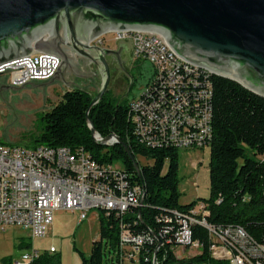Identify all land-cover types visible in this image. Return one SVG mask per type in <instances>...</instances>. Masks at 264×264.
Segmentation results:
<instances>
[{"label": "built area", "instance_id": "built-area-1", "mask_svg": "<svg viewBox=\"0 0 264 264\" xmlns=\"http://www.w3.org/2000/svg\"><path fill=\"white\" fill-rule=\"evenodd\" d=\"M107 33H112L115 41L132 38L134 59L150 61L155 69L145 91L129 104L128 118L138 142L152 148H207L213 137L214 72L184 60L150 32L129 29ZM105 34L89 43L106 45ZM61 61L55 53L34 52L0 63V75H5L9 85L21 87L29 79L50 77ZM115 143L117 139L113 137L109 145ZM117 164L100 163L84 148H28L5 143L0 132V231L19 226L34 239L47 235L57 210L78 211V220L82 222L91 209L124 215L142 208L143 186ZM207 212L203 202L199 211L195 207L190 212L172 210L170 215L157 218L165 223L158 233L152 229L135 233L130 223L121 222L116 264H140L145 245L154 242L157 244L152 264H159L157 254L161 249L166 258V245L178 258L176 264H191L189 257L200 248L198 241L191 240V226L195 223L208 229L215 258L229 260L231 264H264V244L241 226L208 223L204 217ZM137 218L135 222L142 219L140 213ZM56 251L52 246L49 252ZM40 255L39 250L25 251L0 264H31Z\"/></svg>", "mask_w": 264, "mask_h": 264}, {"label": "trees", "instance_id": "trees-1", "mask_svg": "<svg viewBox=\"0 0 264 264\" xmlns=\"http://www.w3.org/2000/svg\"><path fill=\"white\" fill-rule=\"evenodd\" d=\"M212 82L213 137L208 146L210 196L202 199L208 211L204 217L215 226H241L258 243L264 244V97L223 76L213 75ZM94 97L80 88L65 91L59 103L42 114V131L32 139L31 146L84 148L100 163L120 164L134 182L143 186L142 208L124 215L101 210L100 239L92 243L88 257L81 253L80 264H116L121 222L130 223L135 233L149 229L158 233L165 225L164 221H158L159 216L170 215L175 209L190 212L197 201L180 203V150L152 148L138 142L128 118L130 102L127 99L116 103L105 93L91 108L89 117L101 137L115 134L127 144L139 163L140 173L122 144L106 145L94 139L87 119ZM138 157L152 163L140 164ZM138 213L142 219L135 222ZM191 231L192 242L200 244L199 251L189 257L191 264H231L212 255L213 241L206 227L195 223ZM29 244L21 241L18 246ZM156 244L145 245L140 264H152ZM170 248L166 245V258L162 256V249L159 251V264L178 262ZM10 261L11 257L6 263ZM31 264H60V260L54 253H44Z\"/></svg>", "mask_w": 264, "mask_h": 264}, {"label": "water", "instance_id": "water-1", "mask_svg": "<svg viewBox=\"0 0 264 264\" xmlns=\"http://www.w3.org/2000/svg\"><path fill=\"white\" fill-rule=\"evenodd\" d=\"M129 29L160 37L184 60L264 97V0H0V63L34 52L61 57L53 75L29 79L21 87H44L61 75L73 87L90 92L68 81L65 73L72 69L78 75L96 74L98 94L87 111L93 137L106 145L115 137L140 173L127 144L115 134L101 137L89 117L111 83V56L116 57L118 73L129 76L131 89V62L124 67L122 61L126 45L132 55L134 41L118 38L115 49L89 42L110 30ZM79 59L97 71L80 70L73 62Z\"/></svg>", "mask_w": 264, "mask_h": 264}, {"label": "rangeland", "instance_id": "rangeland-1", "mask_svg": "<svg viewBox=\"0 0 264 264\" xmlns=\"http://www.w3.org/2000/svg\"><path fill=\"white\" fill-rule=\"evenodd\" d=\"M105 44L117 45L112 33L105 34ZM73 62L80 70H97L94 64L82 59ZM128 71L132 83L134 82L129 91V76L124 72L111 70L112 80L106 95L116 103L124 99L131 102L139 97L155 75L154 66L150 61L139 60L129 66ZM65 77L68 81L87 88L91 76L78 75L69 69ZM3 79L0 77V86ZM72 87L60 76V81L44 87H20L18 90H11L12 92L4 97L0 95V132L3 141L31 148L32 139L42 131V114L59 103L62 93ZM91 93L96 96L98 89H93ZM138 160L143 165L152 163L142 157H138ZM209 161V147L203 150H180V203L186 205L196 200V211H199L202 199H208L210 196ZM117 166L121 167L120 164ZM100 213L99 209H91L87 218L79 222L78 211L57 210L47 235L34 239L30 238L27 230L19 226H9L0 231V261L6 263L10 257H19L30 250L50 254V248L54 246L57 250L54 254L59 258L60 264H80L81 253L88 257L92 243L100 239ZM21 241L30 244L20 247L18 244ZM178 254L181 255L180 252Z\"/></svg>", "mask_w": 264, "mask_h": 264}, {"label": "flooded vegetation", "instance_id": "flooded-vegetation-1", "mask_svg": "<svg viewBox=\"0 0 264 264\" xmlns=\"http://www.w3.org/2000/svg\"><path fill=\"white\" fill-rule=\"evenodd\" d=\"M123 41H126V40H122V41H120V42H123ZM103 47H104V46H103ZM125 47H127V49L124 50L125 52L123 53V54H124V59H123V61H122V62H123V65H124V67H125V66H128V64L131 62V65H130V66H133L134 61L136 62V60L134 59V56L130 54L129 46L126 45ZM109 48H111V47H109ZM110 60H111V62H113L112 70H117V71H119V70H120V67H119V65L117 64L116 57L113 55V56L110 57ZM132 62H133V63H132ZM121 74H122V73H121ZM0 77H3V78H4V79H3V83H2L1 86H0V95H1L2 97H4L6 94H8V93H10V92H12V91H11L10 87H8L9 84L6 83V81H5V79H6L5 75H0Z\"/></svg>", "mask_w": 264, "mask_h": 264}, {"label": "crops", "instance_id": "crops-1", "mask_svg": "<svg viewBox=\"0 0 264 264\" xmlns=\"http://www.w3.org/2000/svg\"><path fill=\"white\" fill-rule=\"evenodd\" d=\"M104 47H111V48H116L117 47V45L116 46H109V45H104ZM132 55H133V53H132ZM137 62V61H136ZM135 61H134V63H136ZM133 63V62H132ZM130 65H131V63H130ZM97 71V70H96ZM95 71V72H96ZM60 76L61 75H59V80L58 81H60ZM89 76H91V77H89V86H87V89L88 90H90V92H92V90L94 89V90H96V89H98V76L96 75V74H92V75H89ZM72 88H75V87H72ZM71 89V88H70ZM69 90V89H68ZM67 91V90H66ZM89 92V93H90ZM64 93V92H63ZM62 93V94H63Z\"/></svg>", "mask_w": 264, "mask_h": 264}]
</instances>
